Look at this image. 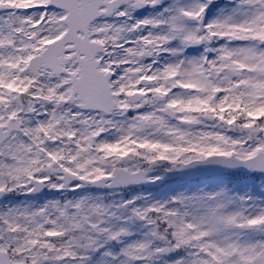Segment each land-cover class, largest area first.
<instances>
[{"label":"snow or ice","instance_id":"obj_1","mask_svg":"<svg viewBox=\"0 0 264 264\" xmlns=\"http://www.w3.org/2000/svg\"><path fill=\"white\" fill-rule=\"evenodd\" d=\"M0 264H264V0H0Z\"/></svg>","mask_w":264,"mask_h":264}]
</instances>
